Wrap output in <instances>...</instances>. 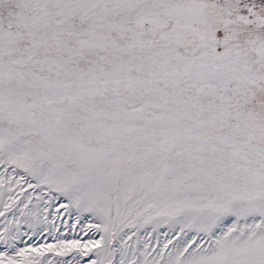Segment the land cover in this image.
<instances>
[{
	"label": "snow or ice",
	"instance_id": "obj_1",
	"mask_svg": "<svg viewBox=\"0 0 264 264\" xmlns=\"http://www.w3.org/2000/svg\"><path fill=\"white\" fill-rule=\"evenodd\" d=\"M0 264H264V0H0Z\"/></svg>",
	"mask_w": 264,
	"mask_h": 264
}]
</instances>
